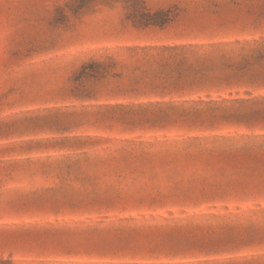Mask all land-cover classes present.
I'll return each mask as SVG.
<instances>
[{"label":"rangeland","instance_id":"obj_1","mask_svg":"<svg viewBox=\"0 0 264 264\" xmlns=\"http://www.w3.org/2000/svg\"><path fill=\"white\" fill-rule=\"evenodd\" d=\"M0 264H264V0H0Z\"/></svg>","mask_w":264,"mask_h":264}]
</instances>
